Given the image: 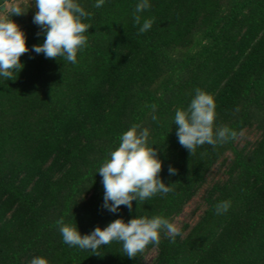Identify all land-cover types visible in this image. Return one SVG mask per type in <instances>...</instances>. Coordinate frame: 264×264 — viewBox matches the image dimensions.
<instances>
[{
  "label": "trees",
  "instance_id": "16d2710c",
  "mask_svg": "<svg viewBox=\"0 0 264 264\" xmlns=\"http://www.w3.org/2000/svg\"><path fill=\"white\" fill-rule=\"evenodd\" d=\"M81 3L93 15L78 63L29 51L15 80L0 78V264H264V0H151L142 16L154 24L142 34L137 0ZM20 4L29 10L11 19L31 49L45 37L34 0ZM197 88L214 95L215 124L237 137L190 154L174 114ZM133 124L149 128L173 190L112 213L96 171ZM199 193L181 235L161 233L133 258L115 241L99 254L69 247L57 224L83 235L138 214L173 222ZM223 200L231 206L217 215Z\"/></svg>",
  "mask_w": 264,
  "mask_h": 264
},
{
  "label": "clouds",
  "instance_id": "9594fccd",
  "mask_svg": "<svg viewBox=\"0 0 264 264\" xmlns=\"http://www.w3.org/2000/svg\"><path fill=\"white\" fill-rule=\"evenodd\" d=\"M106 0H94L93 7L102 8ZM32 4V0H31ZM33 6V5H32ZM36 11L33 23L44 35L43 43L31 46L26 44V36L21 27L11 19L13 15L27 13L20 3H12L5 15L0 16V78L15 80V73L24 68L21 55L33 51L46 58H63L72 64L78 63V53L88 47V29L92 24L86 20L93 15L86 10L81 0H34ZM152 7L151 0H137L133 12V23L138 33L149 31L154 18H145L142 13ZM40 35L41 33H37ZM153 120L157 117L153 116ZM216 101L214 95L197 88L187 108H177L174 123L178 126V142L190 154L202 145L215 148L237 137V132L228 126L215 124ZM150 130L140 124H133L119 136V144L110 150L108 157L97 169L104 188L102 207L112 213L120 211V206L133 208V201H148L152 197L171 192V183H165L160 173L163 161L157 149L150 142ZM177 169L169 166L168 173L176 175ZM230 200L219 201L214 205L217 215L228 211ZM63 243L81 250H91L99 254V249L112 242L122 246V252L129 258L143 253L151 244L158 247L161 233L170 239L181 235L180 227L161 216L135 215L125 221L123 217L114 219L101 228L96 226L90 234H81L77 224L58 222ZM28 264H49L44 256H33Z\"/></svg>",
  "mask_w": 264,
  "mask_h": 264
},
{
  "label": "rangeland",
  "instance_id": "374dc122",
  "mask_svg": "<svg viewBox=\"0 0 264 264\" xmlns=\"http://www.w3.org/2000/svg\"><path fill=\"white\" fill-rule=\"evenodd\" d=\"M24 1H29V0H0V16L5 15L7 12V9L10 7L12 3H20ZM244 141V139H242ZM211 178V177H210ZM218 178V177H217ZM202 194V193H201ZM200 193L198 196L194 199H192L184 208V210L179 214L178 216L175 217L173 222L177 224L179 227L182 225L183 221H187L190 218V214L192 209L196 206V202H200ZM191 220V219H189ZM155 255V251H150L146 254L145 260L149 263L152 261V258Z\"/></svg>",
  "mask_w": 264,
  "mask_h": 264
}]
</instances>
